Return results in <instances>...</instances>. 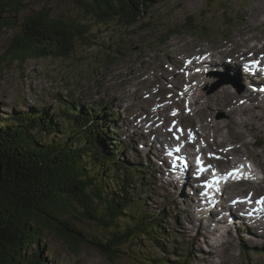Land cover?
Returning <instances> with one entry per match:
<instances>
[{
  "label": "rangeland",
  "instance_id": "obj_1",
  "mask_svg": "<svg viewBox=\"0 0 264 264\" xmlns=\"http://www.w3.org/2000/svg\"><path fill=\"white\" fill-rule=\"evenodd\" d=\"M20 1H22L20 11L18 13H10L11 15H17V23L13 27H3L0 29L1 118H7L8 115L14 116L16 115L15 111L26 110L28 107L41 108L44 106V108H48L51 113L57 112V110L62 111V104L71 99L67 94L71 90L72 95L76 96L77 94L79 97L82 96L87 98L84 102L91 103L98 99L110 105L113 111L111 112L110 118L113 119L112 121L110 120L109 125H105H108L107 128L112 133V136L116 138V135H118L122 142L124 141L125 145H128V148H126L127 152L122 157H133L134 155L137 157L138 155L144 159L145 154H149L150 158L156 156L155 146H148L145 141H142V138L146 137L145 133L142 131L137 132L136 125L134 124V122H136L135 116L131 109L134 108V104H139L140 98H142L139 96L136 88L138 85L144 84V82H146L145 84L149 87L150 91L147 89L148 93L152 95L156 94L158 97L163 96L162 98L169 103L168 98L171 96L170 92H172V89L168 82H161L162 79L156 68L158 69L161 66L163 68H172L174 65L170 61L172 59H178L183 67L191 69L192 62L185 59L182 53L183 50L187 51L193 48L194 51L192 52L193 54L195 53L193 59L197 63L198 58L202 59V54L196 50L198 46L203 47L204 53L213 50L217 52L219 50L221 51L220 53L228 52L232 55H236L237 53L234 51L237 49V46L245 50L244 48L247 49L249 44H251L255 46L253 48L257 50L259 57L264 56V39L256 41V39L252 38L254 37L252 35L264 37V30L257 25L259 21L255 19L256 15H261L262 19H264V15L262 11H260L264 5V0H162L159 4L151 8L150 12L141 21V25L138 24L136 27L124 28L116 26L117 24L115 21L107 22L100 26H94L91 31L97 35V43L90 46L78 45L70 56L59 58L33 57L22 62L11 61L9 55L6 54V50L10 46V42L18 34H21V23L29 14L46 9L54 16L60 12H64L63 14L67 16H72L76 13L81 15V10L77 8V11V9L74 8V4L68 0ZM76 18L83 21V16L78 15ZM185 28L189 30L185 31ZM244 31L251 34L248 45L243 44L242 37L247 36ZM210 61L207 63L212 64ZM188 62L190 66H188ZM215 63L216 59L213 64ZM219 63L223 64V60L220 59ZM197 64H194L193 67L195 71L199 70L197 67L195 68V66H200L199 62ZM254 64L253 62L252 66ZM151 67H154V69L151 70ZM146 70L150 72H145ZM202 70L205 71L204 68H202ZM217 70L219 71V69ZM252 70L254 69L252 68ZM185 72L189 74L190 71L186 70ZM201 73L203 74L202 71ZM208 74H213L215 79L210 82L209 78V83L203 87L201 85L199 87L200 89L210 92L216 89L214 88L216 82L223 81L225 83L219 86L215 93L221 91L224 85L226 89L234 93L235 91L231 90V88L232 85H236L242 92L236 94L235 99L238 100L242 98L243 93H247L244 98L248 99V101L245 103L240 100V106L244 108L252 104L256 105V109L253 112V115H256L255 123L251 124L248 122L250 127L245 126L243 121H245L246 117L245 115H241L240 119L237 118L238 124L236 127L235 123L226 124L228 127H226L225 132L228 133V135L226 134L224 139L226 142L225 144H228V146L231 145V147H235L238 145L241 151L243 150V157H246L245 154L249 156L248 159L252 160V162H248V165H250V168H254L253 165H256V167L258 166L257 177L263 179L264 99L252 98L256 97V95H252L248 91L247 87L249 86L245 85V83H249L248 85H252L251 87H254L253 84H258L257 86L263 93L257 96L263 97L264 90L262 89H264V85H261L259 78L239 79V83L232 78L229 79L224 76V78H221L222 76L218 77L219 72H207V75ZM130 76L132 77L130 78ZM169 76L170 75H168L167 78L168 81L171 80ZM202 77H204V75ZM150 84H152V86H150ZM191 84H199V81L194 80ZM159 87L162 89L161 92L158 91ZM177 87L180 89V94L177 93L176 97H174V99L177 98L175 100L183 97L181 92H185L187 85L181 82V85L178 84ZM258 87L255 88L259 90ZM138 89L143 90L139 86ZM240 90L236 89V91ZM143 91L145 92V90ZM189 95L191 96L193 94L188 93L185 98L187 99ZM215 101L216 100L210 103L209 106L211 109L212 107L216 108L220 105L224 107L229 106L226 100L216 101V104L214 103ZM166 104L167 103L164 101L163 105ZM169 110H171L169 111L171 115L170 125L176 123V121H174L176 116L172 117L174 113L173 110H176L175 105H172ZM191 110L193 111L194 109L192 108ZM188 111L189 110L185 107L182 113ZM192 118L194 117L192 116ZM192 118H189L187 121H194ZM106 119L108 120V117H106ZM113 130H115L117 134H114ZM152 130L155 134L157 133L154 127ZM251 130L256 131L249 133ZM257 131L259 132L258 134L255 133ZM132 136L135 140H138V142L133 140ZM117 140L116 138V141ZM151 140L152 138H150V141ZM104 141L105 138L103 142ZM109 141L112 142L111 139H109ZM257 141L260 142L257 144ZM198 145L199 147L197 150L200 149L202 143ZM108 146L112 148V150L116 149L110 144H108ZM156 149L159 151L157 146ZM205 151L214 159L208 160L209 157L206 158L207 161H212L209 162L211 166L210 169H213L212 167L214 166H218L216 161L219 159V155H216L215 151L211 149L209 151L206 149ZM218 151L223 154L220 150ZM233 155L236 157L238 153L234 152ZM195 157L196 156H194V158ZM250 160L245 161L247 162ZM153 163L152 168L154 169V174H156L157 184L152 183L155 179L154 177L150 182V186L152 187L151 190H154L153 192H151L148 187H142V189H140L139 206L148 214L159 209L167 210V215L170 216V224L165 229V233L168 236L166 241H168L169 244H171L169 240L179 242L183 250L185 245L188 247L190 246L191 250L184 251L191 254L190 264H264V255L259 254L262 252L261 249L257 253H248L242 248L241 238H236L232 236L231 233L228 235L223 234L222 236L223 232L221 231V234L218 232V228L220 230L227 229L226 225L217 223L220 222V217H223L219 210L229 211L230 207L237 205L236 203L235 205H230L231 203L229 205L224 204L225 201H229L228 198L227 200L225 199L226 196L230 195L227 192V188L222 191L223 194L221 198H219L217 194V199L216 202L214 201V204L212 202L209 203L210 209L212 208L215 214L213 215L212 213V217L210 216L211 214H209V217L205 214V218H199L196 215L190 214L192 212L189 209L190 200H186L187 198L182 199L184 202H182V200L179 201V206L177 204H175V207L171 206L172 197H175L176 200L178 190L173 189L172 186L169 187L168 183L171 179L166 177L167 171L165 173L162 167L159 171L161 172L162 170L166 178H163L164 180L162 179L164 182L160 181L162 177L161 173L160 175L158 174L159 171L156 173L154 168V166H156L155 160H153ZM231 163L229 159L225 162L222 161V169L227 168V172H230L229 168L231 167H229V165ZM219 169L222 170L221 167H219ZM221 172L223 175L225 174V171L222 170ZM147 173L148 171L141 173L140 177H142V180L147 176ZM117 174H119V172H117ZM115 176L114 174L111 178H115ZM189 176L191 177V175H188V177ZM210 179L211 178L208 180ZM139 180H135L134 185L139 186ZM143 182H145L144 185H147L146 179H144ZM243 183V187L245 188L246 184L245 182ZM260 185L261 186L255 184L254 188L258 186L256 189L264 190V181ZM195 186L199 190L200 196L203 197L197 183H195ZM134 188L137 190L136 187ZM219 188L221 191L222 186ZM236 188L244 189L240 185ZM168 190L170 193L167 192ZM172 190H174V192ZM257 194L258 197L254 198H258L259 200L264 193L261 192L260 194L258 192ZM134 204L136 205V203ZM251 204L255 205L253 202ZM238 206L239 207H235L241 210L244 208L241 205ZM169 208L172 211L169 210ZM247 214L250 213L248 212L246 215ZM234 216L238 218L236 214H234ZM208 218H210V221ZM228 219L230 222L226 218H223L222 221L226 220L225 223L232 227L231 231L233 233L238 229L237 232L240 234L239 229L241 227L238 228L234 222H231L234 221V219ZM246 220L251 221L253 223L251 225L256 226L260 232L258 230L256 233L252 234L247 230L245 235L248 237H246L245 240L250 242L253 241L256 245L263 247L264 224H257L253 222L251 218H246ZM262 222H264V219ZM126 224V222H123L120 226L124 227ZM79 227L88 234L99 239L105 240L109 234V231L105 234L103 228L96 225L92 220L83 222ZM166 230H171V235H168ZM158 236L159 235H156V239H153L140 233L136 240V244H131L129 242L123 243L119 250L124 252H118L117 257L111 259L104 256L95 248L82 243L78 245L75 252L74 249L70 248V246L58 235L50 233L46 238V245L41 255L48 263L52 262L53 264H147L143 262V256L153 255L157 257L161 254V251L155 246V240H157ZM34 247L35 246L32 245L29 251H33ZM179 251L182 253L180 249ZM167 258L174 261L177 257H175V255H170Z\"/></svg>",
  "mask_w": 264,
  "mask_h": 264
},
{
  "label": "trees",
  "instance_id": "obj_2",
  "mask_svg": "<svg viewBox=\"0 0 264 264\" xmlns=\"http://www.w3.org/2000/svg\"><path fill=\"white\" fill-rule=\"evenodd\" d=\"M68 1L81 15L54 16L43 9L23 19L21 34L6 50L11 61L70 56L78 45L97 43L94 26L115 21L116 26L131 27L162 0ZM21 5L20 0H0V29L17 23V15L10 13H18ZM72 99L62 104L63 112L51 113L42 106L0 116V264H53L41 255L50 233L74 251L87 244L111 259L124 252L119 250L123 243L136 244L140 233L153 239L159 235L155 246L160 256L145 255L144 263L190 264L191 254L180 253L179 242L166 241L167 212L148 214L140 208V189L149 185L151 176L147 173V185H142L139 173L144 171L130 168L133 176L117 158L120 153L108 146L119 144L105 125L109 109L103 104L85 107ZM111 138L114 144L108 142ZM89 220L105 234L109 231L105 240L79 227ZM170 255L177 258L171 261Z\"/></svg>",
  "mask_w": 264,
  "mask_h": 264
},
{
  "label": "bare ground",
  "instance_id": "obj_3",
  "mask_svg": "<svg viewBox=\"0 0 264 264\" xmlns=\"http://www.w3.org/2000/svg\"><path fill=\"white\" fill-rule=\"evenodd\" d=\"M263 3H264V1H263ZM260 11H262V13L264 15V5ZM255 19H256V21H259L262 23L261 24V23L257 22V25L264 30V25H263L264 19H262L261 15H256ZM244 32L246 33V35L248 37L247 36L242 37V40L244 42L243 44L248 45L249 40H250L249 37H251V34H248L246 31H244ZM252 36H254L252 38L256 39V41H261L264 39V37H260L259 35H252ZM253 47H255V46L249 44L247 49L244 48L245 50H242V48L240 49L239 46H237V49L234 51L237 53L235 56H238V58L242 60L243 65H246L247 61L250 59L255 61V64L253 66L247 65V68H243V71H246V72H242V70L239 68V67L242 68V65H237V66L235 65V66L229 67L230 64L226 63V60H223V65L219 64V66H216L215 64H209L210 65L209 66L205 61L202 63L200 62L199 67L195 66V68L197 67L199 70L195 71V69H193V67H194V64H197V63L193 59V56L195 53L193 54L192 51H194V49L190 48L187 51L183 50L182 56L185 59L192 62L191 63L192 68L191 69H189L188 67H183L181 65V62L178 61V59L177 60L172 59L170 61L174 65V66H172V68H169V67L163 68L162 66L158 69L156 68L157 72L159 71L158 72L159 76L162 79L161 82H168L170 84V88L172 89V92H170L171 96L168 98L169 103L167 102V100H164L162 98L163 96L158 97L156 94L152 95V94L148 93L149 87L145 84L146 82H144V84L138 85L140 88L145 90V92L143 90L138 89V86H137V88H136L137 92H138L139 96H141L142 98H140L141 100H140L139 104H134V108H131L133 111V115L135 116V120H136V122H134V124L136 125L137 132L142 131L146 135V137L142 138V141H145L146 145H148V146H151V145H152V147L155 146L156 156L150 158L148 154H145V158L142 159L138 155H137L138 158L135 157V155L133 157H122L120 155L117 158H124L125 168L126 169L135 168L139 171H152L151 167L154 164L153 160H155L156 166L158 165L159 167L164 168V171H168L167 175H171V176L176 177L177 181L176 180H170V182L168 181L169 187L172 186L173 189L178 190V195H177V198L175 200L176 202H179L182 199L187 198L186 200H190L189 209L191 211L193 210V208H202L203 210H205L204 212L206 213L208 211L206 209H209L214 215L215 214L214 210L212 208L210 209V204L208 202H206L208 199H203V197H201L199 192H198L199 190L195 186V183H197L198 185L201 183L203 184V181L207 179V176H209L210 171L209 170H207L205 172L203 171L200 173V175L198 177H196L195 181L192 180V177H190V176L188 177L189 169L191 167L190 166V160L195 155L197 156V154H201V155H204V159L202 160L203 161L202 165L204 167L210 166L209 162H212V161H207L206 158L209 157L208 160H214V159L211 156H209V154H207L205 150L208 149V151H209L211 149L212 151H215L216 155H219V159H218L219 161L218 160L216 161V164L218 166L212 167L213 169H216L219 172H221L223 170L226 173V168L222 169L223 165H221V163H222V161L225 162L227 159L231 160V162H232L229 165V167L233 168L237 165L245 166L247 163L245 160H247V158H249V156H247V154H245L246 157H243V155H242L243 150L241 151V148H239L238 145H236L235 147H231V145L228 146V144H225L226 142H225L224 138L226 137L225 136L226 134L228 135V133L225 132L226 127H228L226 124L227 123H231V124L235 123V127H236V125L238 124L237 118L240 119L241 115H245L246 119H245V121H243V123L245 124V126L250 127L249 123H251V124L255 123L256 115L255 114L253 115V112L256 109V105L252 104L251 106H246L243 108L242 106H240V100H243V102L246 103L248 101V99H245L244 96L247 93H243L242 98H239L237 100V99H235L236 94H240V93H238L236 91L234 93L230 92L228 89L225 88V85L223 86L222 90L219 91L218 93H215L218 90V87H214L216 89H214L210 92H206L205 90H202L199 87L201 85L203 87L204 85L209 83V78H210V82H212L215 79V76H213L214 73L211 75H209V74L207 75V72H216V73L219 72V75L221 74V75H223L229 79L232 78L235 80H239V79L244 80L245 78H249V79L259 78L261 85H264V78L261 76V74L264 75V73L262 72L263 71L262 67L264 65V56L259 57V55L257 54L258 53L257 50H254ZM196 50L200 54L204 53V49L202 46H200V47L198 46ZM214 52L215 51L210 52L211 55ZM220 57L222 59L225 58L224 56H220ZM188 66H190V65H188ZM202 68H204L205 71H203ZM252 68L254 70H252ZM153 69H154V67H151V70H153ZM217 69H219V71ZM186 70L190 71L189 74H186V72H185ZM201 71L203 72V74L201 73ZM145 72H150V71L146 70ZM167 74L170 75L169 77L171 78V80H169V81L167 79L168 78ZM203 75H204V77H202ZM132 76H130V78ZM218 77H221V76H218ZM194 80L199 81V84L192 85L191 82H193ZM181 82L184 83L185 85H187V87L185 89V92H181V94H183V97L178 99V100H175L177 98L174 99V97H176L177 93L180 94V89L177 86H178V84L181 85ZM243 83H244V81H243ZM162 84H164V83H162ZM248 84L249 83H245V85H247L249 87L252 86V85H248ZM150 86H152V84H150ZM158 91L159 92L162 91L161 87H159ZM251 92H253V91H251ZM188 93H190V94L192 93L193 95H191V96L189 95L188 96L189 98L187 97V99H186L185 96H186V94L188 95ZM219 99H221V100H219ZM214 100H216V101L226 100V101H228L229 106L224 107L223 105H220L219 107H216V108L212 107V109H211L209 105ZM164 101L167 103L166 105H163ZM216 101L214 102L215 104H216ZM172 105H175V108H176V110H173L174 113L172 114V117L176 116L175 118L177 120L175 119L174 121H176V123H172V124H170L171 125L170 126L169 122H171L170 121L171 115L169 114V111H171V110H169V109ZM168 106H169V108H168ZM185 107L189 111L182 113V110H184ZM192 108L194 109L193 111L191 110ZM220 112H221V114H220ZM192 116L194 118H192ZM189 118L190 119L192 118L194 121L188 122L187 120H189ZM153 127L157 131L156 134L152 130ZM252 131H256V130H251V131H249V133H252ZM255 133L258 134L259 132L257 131ZM150 138H152L151 141H150ZM220 138H221V140H220ZM108 142L110 143V141H108ZM115 142L121 143L119 141V139ZM199 143H202V145H200V149L197 150V148L199 147V145H198ZM244 144H242V145H244ZM156 146L158 147L159 151L156 149ZM107 148H108V146H107ZM177 149H179V151H177ZM218 150L223 152V154L219 153ZM176 152L179 155H177ZM234 152L238 153V155L236 157H234V155H233ZM114 156H116V155L114 154ZM172 159H174L173 162H171ZM250 161L252 162V160H250ZM188 163H189V165H188ZM151 164H152V166H151ZM156 166H154L155 169H156ZM168 167H170V168H168ZM219 167H221L222 170H220ZM257 167H256V165H254V170L252 171V173L255 174L258 171ZM193 168H195V164H193ZM193 168H192V170H193ZM128 172H131V169H130V171L128 170ZM160 173H161V176L164 177L162 170ZM139 174L141 176V173H139ZM218 174H222V172L218 173ZM132 175H133V173H132ZM222 175H220V176H222ZM246 175H247L246 171L241 172L238 175V178H240L238 185H240V186H242V188H244L243 182H245L246 187L244 189L236 188L238 185H236L234 183L235 181L232 178L226 179L224 181L223 185H221L222 186L221 191H223L225 188H227L228 191L227 190L226 191L230 194L229 196H227V198L229 200L227 202V205H229L230 203H231L230 205H232V204L235 205V203H236L237 205H235V206H237V207H239L238 205L243 206L244 207L243 210L244 211L246 210V212L245 213L241 212L242 210L240 208H236L235 206L230 207L229 211L228 210L227 211L226 210L225 211L219 210V211H221L220 212L221 214L223 213V216H226V217L230 218L231 220L232 219L236 220L237 217L235 218V216H234V214H236L240 219L251 218L253 220V222H256L257 224H264V222H262L264 219V206H263L264 204L257 203L256 201L258 200V198H254L255 196H258V194H257L258 192L260 194H261V192L264 193V190L263 189H255L254 190V196L250 197V190L249 189L252 187V184L247 180ZM164 178H166V177H164ZM139 183H141V178L139 180ZM144 183L145 182H142L141 184L144 185ZM220 184H219V186H220ZM259 186H261V185H259ZM134 187L137 188L138 186L135 185ZM202 188H203L202 186H199L200 191L202 190ZM134 191H136L135 188H134ZM183 194H184V197H183ZM241 194H242V200H240L238 198ZM205 196H206V194H205ZM261 197H264V194L261 195ZM245 199L253 202L255 205H253V204H248L249 206L244 205L243 202ZM182 202H184V200H182ZM248 212L250 214L246 215V213H248ZM189 217H190V215H189ZM231 222H234V221H231ZM166 232L168 234L172 231L166 230Z\"/></svg>",
  "mask_w": 264,
  "mask_h": 264
},
{
  "label": "snow or ice",
  "instance_id": "obj_4",
  "mask_svg": "<svg viewBox=\"0 0 264 264\" xmlns=\"http://www.w3.org/2000/svg\"><path fill=\"white\" fill-rule=\"evenodd\" d=\"M264 90V89H262ZM177 151H179V149H177ZM197 165H198V171H197V175H200L201 172L205 171V167L202 165V162L201 160L199 159V157H197ZM209 168L211 166H208ZM239 170L238 169H233L232 171L230 172H227L225 173L224 175L222 176H217L216 173H215V170H213V175L211 177L210 180L208 181H205V187L206 188H217L218 189V182L219 180H222V179H228L230 177H233L236 175V173L238 172ZM207 194V193H205ZM257 203H260V204H264V197H261L259 200L256 201Z\"/></svg>",
  "mask_w": 264,
  "mask_h": 264
},
{
  "label": "water",
  "instance_id": "obj_5",
  "mask_svg": "<svg viewBox=\"0 0 264 264\" xmlns=\"http://www.w3.org/2000/svg\"><path fill=\"white\" fill-rule=\"evenodd\" d=\"M218 86H220V82H218V83L215 85V87H218ZM0 169H1V165H0Z\"/></svg>",
  "mask_w": 264,
  "mask_h": 264
}]
</instances>
